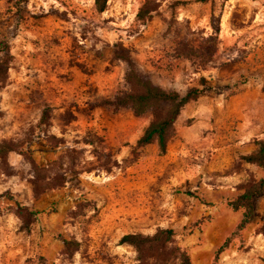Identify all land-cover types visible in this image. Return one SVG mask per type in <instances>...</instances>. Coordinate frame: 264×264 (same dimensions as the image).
<instances>
[{"label": "rangeland", "instance_id": "1", "mask_svg": "<svg viewBox=\"0 0 264 264\" xmlns=\"http://www.w3.org/2000/svg\"><path fill=\"white\" fill-rule=\"evenodd\" d=\"M95 1L0 0V264H140L121 239L159 228L192 264H264V195L243 231L230 205L264 177L242 159L264 141V0H152L146 21L145 0ZM119 47L154 85L204 90L166 154L139 146L151 113L113 105Z\"/></svg>", "mask_w": 264, "mask_h": 264}, {"label": "trees", "instance_id": "2", "mask_svg": "<svg viewBox=\"0 0 264 264\" xmlns=\"http://www.w3.org/2000/svg\"><path fill=\"white\" fill-rule=\"evenodd\" d=\"M108 3L109 0H96V9L105 12ZM152 5V0H145L138 15L139 20L146 21L152 18V13L155 11ZM190 51L192 53L193 48ZM115 57L127 64L126 82L130 91L117 96L113 105L117 109H132L137 117L151 113L153 121L140 138L139 146L145 147L157 142L161 153L166 154L174 136L175 125L183 110L191 101L200 97L204 90L193 88L185 93L164 90L154 85L123 47L117 48ZM10 61L9 45L0 44V84H5L8 78ZM242 159L264 170V141H258L257 148L249 154H244ZM262 195H264V177L256 181H248L242 186L237 198L231 200L230 205L235 211L244 210L237 232L243 231L250 223L255 213V202ZM121 244L136 248L140 264H174L175 262L192 264L188 251L178 244L176 233L172 229L159 228L152 235L129 234L121 239ZM229 244L230 238L217 251V258L229 247Z\"/></svg>", "mask_w": 264, "mask_h": 264}]
</instances>
